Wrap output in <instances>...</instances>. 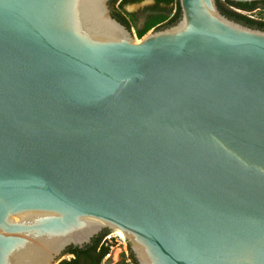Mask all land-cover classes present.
<instances>
[{
  "label": "water",
  "instance_id": "water-1",
  "mask_svg": "<svg viewBox=\"0 0 264 264\" xmlns=\"http://www.w3.org/2000/svg\"><path fill=\"white\" fill-rule=\"evenodd\" d=\"M109 1L0 0V264H264V31L178 0L137 41Z\"/></svg>",
  "mask_w": 264,
  "mask_h": 264
},
{
  "label": "trees",
  "instance_id": "trees-1",
  "mask_svg": "<svg viewBox=\"0 0 264 264\" xmlns=\"http://www.w3.org/2000/svg\"><path fill=\"white\" fill-rule=\"evenodd\" d=\"M145 0H110L108 6L111 16L130 30V22L126 18L128 15L133 22H137L134 13L127 14L125 7L141 3ZM152 4L144 8L145 17L142 28L137 32L138 38L143 37L150 30H161L175 25L180 19V8L178 0H151ZM216 6L220 13L228 19L237 22L241 25L253 29L264 31V22L249 18L235 10L243 12H252L256 9H264V1L252 3H234L229 1L216 0ZM107 233L103 231L97 237L91 239V243L84 245L82 248L68 247L63 252L65 254L73 255L69 260H62L57 264H99L102 257L106 253V248L100 247L99 244L102 237ZM128 259L123 256L113 264H137L133 254L128 247Z\"/></svg>",
  "mask_w": 264,
  "mask_h": 264
},
{
  "label": "rangeland",
  "instance_id": "rangeland-1",
  "mask_svg": "<svg viewBox=\"0 0 264 264\" xmlns=\"http://www.w3.org/2000/svg\"><path fill=\"white\" fill-rule=\"evenodd\" d=\"M151 4H152V2L143 1V2L138 3V4L127 5L125 7V12L127 14L134 13L136 18H137V22L135 23L131 20V18L128 15H126V18L130 22V30L129 31L137 41H139V39L142 38V37L138 38L137 32L142 28V25H143V21H144V17H145L144 8L150 6ZM235 11H237L238 13L243 14L249 18H252L254 20L264 22V9L259 8V9L252 11V12H243V11H239V10H235ZM150 31H152V30H150ZM149 32H147V33H149ZM69 259H70L69 257L58 258L56 264L62 260H69Z\"/></svg>",
  "mask_w": 264,
  "mask_h": 264
},
{
  "label": "built area",
  "instance_id": "built-area-1",
  "mask_svg": "<svg viewBox=\"0 0 264 264\" xmlns=\"http://www.w3.org/2000/svg\"><path fill=\"white\" fill-rule=\"evenodd\" d=\"M106 248V253L102 257L99 264H113L117 262L122 256L128 259V243L118 232H110L102 237L99 248Z\"/></svg>",
  "mask_w": 264,
  "mask_h": 264
},
{
  "label": "flooded vegetation",
  "instance_id": "flooded-vegetation-1",
  "mask_svg": "<svg viewBox=\"0 0 264 264\" xmlns=\"http://www.w3.org/2000/svg\"><path fill=\"white\" fill-rule=\"evenodd\" d=\"M61 257H69V258H73V255H71V254H65V255H63V254H62ZM61 257H60V258H61Z\"/></svg>",
  "mask_w": 264,
  "mask_h": 264
},
{
  "label": "bare ground",
  "instance_id": "bare-ground-1",
  "mask_svg": "<svg viewBox=\"0 0 264 264\" xmlns=\"http://www.w3.org/2000/svg\"><path fill=\"white\" fill-rule=\"evenodd\" d=\"M119 235H121L119 232H118Z\"/></svg>",
  "mask_w": 264,
  "mask_h": 264
}]
</instances>
